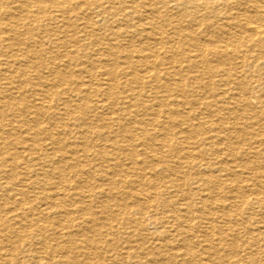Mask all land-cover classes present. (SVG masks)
<instances>
[{"label": "bare ground", "instance_id": "obj_1", "mask_svg": "<svg viewBox=\"0 0 264 264\" xmlns=\"http://www.w3.org/2000/svg\"><path fill=\"white\" fill-rule=\"evenodd\" d=\"M0 264H264V0H0Z\"/></svg>", "mask_w": 264, "mask_h": 264}, {"label": "rangeland", "instance_id": "obj_2", "mask_svg": "<svg viewBox=\"0 0 264 264\" xmlns=\"http://www.w3.org/2000/svg\"><path fill=\"white\" fill-rule=\"evenodd\" d=\"M32 74V77H33V75H34V73H31ZM70 140H73V139H70ZM158 230H160V229H158ZM153 231V230H152ZM157 231V230H156ZM240 236H242V235H240ZM212 240H215V238H213L212 237Z\"/></svg>", "mask_w": 264, "mask_h": 264}]
</instances>
